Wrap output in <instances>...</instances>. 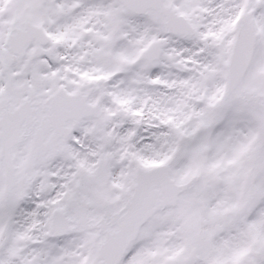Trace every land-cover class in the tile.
<instances>
[{
	"label": "snow or ice",
	"instance_id": "snow-or-ice-1",
	"mask_svg": "<svg viewBox=\"0 0 264 264\" xmlns=\"http://www.w3.org/2000/svg\"><path fill=\"white\" fill-rule=\"evenodd\" d=\"M0 264H264V0H0Z\"/></svg>",
	"mask_w": 264,
	"mask_h": 264
}]
</instances>
